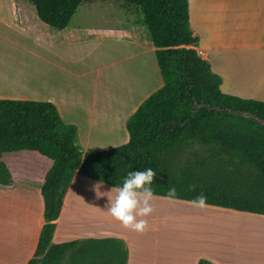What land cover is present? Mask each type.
Wrapping results in <instances>:
<instances>
[{
	"label": "trees",
	"instance_id": "trees-1",
	"mask_svg": "<svg viewBox=\"0 0 264 264\" xmlns=\"http://www.w3.org/2000/svg\"><path fill=\"white\" fill-rule=\"evenodd\" d=\"M91 1L30 0L38 21L58 31ZM118 1L141 16L164 83L128 119L126 144L84 153L78 128L65 123L53 103L0 99V185L14 182L8 159L32 167L41 157L49 165L41 186L46 224L28 264H128L120 239L52 245L76 175L112 187L128 171L152 167L157 196L175 187L176 200L203 193L208 206L264 216V102L222 92V78L196 50L188 0Z\"/></svg>",
	"mask_w": 264,
	"mask_h": 264
},
{
	"label": "crops",
	"instance_id": "crops-1",
	"mask_svg": "<svg viewBox=\"0 0 264 264\" xmlns=\"http://www.w3.org/2000/svg\"><path fill=\"white\" fill-rule=\"evenodd\" d=\"M188 3L190 27L199 38L196 50L222 78V92L264 102V0ZM31 15L26 17L16 0H0V60L21 61L23 68L19 63L13 72L0 69V99L51 102L65 123L78 128L77 138L82 140H129L128 119L164 85L150 34L144 40L98 35L70 23L57 36L42 33L35 12ZM88 151L86 147L84 153ZM6 163L14 182L0 185V264H28L46 224L41 186L49 165L41 157L32 167L22 166L18 159ZM95 183L74 177L55 222L52 245L116 238L144 252L142 234L135 232L133 242L122 236V225L106 211L108 197H97L92 190ZM155 250L154 259L140 254L135 264H157Z\"/></svg>",
	"mask_w": 264,
	"mask_h": 264
},
{
	"label": "rangeland",
	"instance_id": "rangeland-1",
	"mask_svg": "<svg viewBox=\"0 0 264 264\" xmlns=\"http://www.w3.org/2000/svg\"><path fill=\"white\" fill-rule=\"evenodd\" d=\"M16 1L23 8L26 17L32 18L31 14H34V10L30 0ZM189 1L191 4L192 0ZM140 19L142 18L135 8L121 1L92 0L78 9L71 27H79L98 35L149 39L148 30L139 23ZM39 25L42 33L59 35L58 30L40 22ZM105 62L106 65L109 64L108 57ZM19 63L21 69V61L0 60V69L3 71L4 66L13 72L18 69ZM127 142L128 138L123 143L120 139L77 138V145L82 152H85L86 147L89 148L88 152L107 151ZM104 187H106L105 191L111 189L105 184ZM155 202L159 205H154L153 213L144 218L148 221V229L141 236L145 240L146 248L143 252L135 243L128 246L130 264H135L140 254L146 255L145 259H154L152 251L155 250L156 245L158 246V251L155 250V255L158 254L157 264H193L194 261L200 260H208L213 264H264L263 215L213 206L194 207L188 201L176 199L169 201L160 196H157L153 203ZM77 212L81 213L82 210ZM120 231L124 233L122 235L124 238L127 236L126 239L132 242L137 240L134 231L123 226Z\"/></svg>",
	"mask_w": 264,
	"mask_h": 264
},
{
	"label": "clouds",
	"instance_id": "clouds-1",
	"mask_svg": "<svg viewBox=\"0 0 264 264\" xmlns=\"http://www.w3.org/2000/svg\"><path fill=\"white\" fill-rule=\"evenodd\" d=\"M157 172L152 167L143 170H131L122 178L121 183L114 184L109 191L101 192L104 185L100 179L92 186L97 197L107 196L106 211L125 229L137 233H144L148 229V221L144 219L154 211V201L157 195L154 192L153 182ZM111 194V195H108ZM175 187H169L166 194L161 197L165 200L176 198ZM207 197L201 193L189 201L194 207L206 206Z\"/></svg>",
	"mask_w": 264,
	"mask_h": 264
}]
</instances>
